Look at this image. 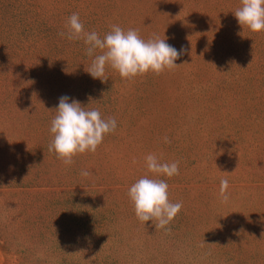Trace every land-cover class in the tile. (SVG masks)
Instances as JSON below:
<instances>
[{
  "label": "rangeland",
  "instance_id": "374dc122",
  "mask_svg": "<svg viewBox=\"0 0 264 264\" xmlns=\"http://www.w3.org/2000/svg\"><path fill=\"white\" fill-rule=\"evenodd\" d=\"M240 6L0 0V264H264V31L238 24ZM74 12L101 37L115 24L184 53L159 75L93 79L83 40L59 35ZM62 96L117 122L71 165L48 151ZM149 153L179 174L147 172ZM145 175L182 202L164 229L128 196Z\"/></svg>",
  "mask_w": 264,
  "mask_h": 264
},
{
  "label": "clouds",
  "instance_id": "9594fccd",
  "mask_svg": "<svg viewBox=\"0 0 264 264\" xmlns=\"http://www.w3.org/2000/svg\"><path fill=\"white\" fill-rule=\"evenodd\" d=\"M241 6L234 12L238 24L252 32L264 31V0H240ZM67 32H60L61 37L68 40H83L86 55L92 57L89 67L85 69L93 79L104 81L106 67L117 71L122 79H133L137 76L153 72L157 75L165 69H173L178 65L177 59L184 49L177 50L166 43V39L153 33L145 40L138 30L125 31L119 25H111L103 37L96 31H85L79 13H72L65 24ZM56 115L51 120L50 132L53 139L48 146L49 152H55L65 165L73 163L78 153L95 152L103 142L104 136L116 130L114 117L104 119L99 110L82 107L79 101L69 97L59 98L55 109ZM165 143H170L167 137ZM147 172L155 177L171 178L179 174V162H161L154 153L144 157ZM133 163H136L133 160ZM81 175H92L82 170ZM168 184L164 179L149 178L147 175L136 180L128 190V196L134 205L136 217L141 222L155 221L156 229H164L180 212L182 202L172 203L169 200ZM229 182L221 179L219 198L221 203L229 200ZM170 231V229H167Z\"/></svg>",
  "mask_w": 264,
  "mask_h": 264
}]
</instances>
